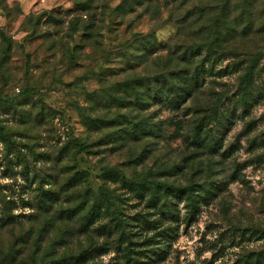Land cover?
Wrapping results in <instances>:
<instances>
[{"label": "rangeland", "instance_id": "rangeland-1", "mask_svg": "<svg viewBox=\"0 0 264 264\" xmlns=\"http://www.w3.org/2000/svg\"><path fill=\"white\" fill-rule=\"evenodd\" d=\"M0 264H264V0H0Z\"/></svg>", "mask_w": 264, "mask_h": 264}, {"label": "trees", "instance_id": "trees-1", "mask_svg": "<svg viewBox=\"0 0 264 264\" xmlns=\"http://www.w3.org/2000/svg\"><path fill=\"white\" fill-rule=\"evenodd\" d=\"M257 0H245L246 7H251Z\"/></svg>", "mask_w": 264, "mask_h": 264}]
</instances>
